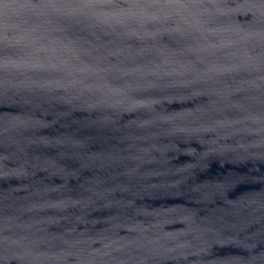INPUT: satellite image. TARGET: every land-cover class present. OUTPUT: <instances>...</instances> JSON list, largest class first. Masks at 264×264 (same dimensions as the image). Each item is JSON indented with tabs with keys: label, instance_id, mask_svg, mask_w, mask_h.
<instances>
[{
	"label": "water",
	"instance_id": "obj_1",
	"mask_svg": "<svg viewBox=\"0 0 264 264\" xmlns=\"http://www.w3.org/2000/svg\"><path fill=\"white\" fill-rule=\"evenodd\" d=\"M0 264H264V0H0Z\"/></svg>",
	"mask_w": 264,
	"mask_h": 264
}]
</instances>
